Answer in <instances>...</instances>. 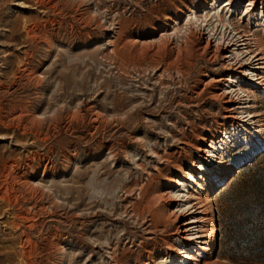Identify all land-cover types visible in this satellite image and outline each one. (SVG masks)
<instances>
[{"label": "rangeland", "instance_id": "1", "mask_svg": "<svg viewBox=\"0 0 264 264\" xmlns=\"http://www.w3.org/2000/svg\"><path fill=\"white\" fill-rule=\"evenodd\" d=\"M0 264H264V0H0Z\"/></svg>", "mask_w": 264, "mask_h": 264}, {"label": "bare ground", "instance_id": "2", "mask_svg": "<svg viewBox=\"0 0 264 264\" xmlns=\"http://www.w3.org/2000/svg\"><path fill=\"white\" fill-rule=\"evenodd\" d=\"M212 145H213V142H212ZM196 220H199V219L196 218ZM200 220H201V219H200ZM200 220H199V221H200ZM198 238H199V237H198Z\"/></svg>", "mask_w": 264, "mask_h": 264}]
</instances>
